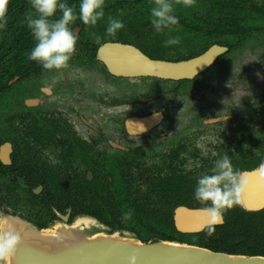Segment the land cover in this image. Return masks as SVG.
I'll return each mask as SVG.
<instances>
[{
	"label": "flooded vegetation",
	"instance_id": "flooded-vegetation-1",
	"mask_svg": "<svg viewBox=\"0 0 264 264\" xmlns=\"http://www.w3.org/2000/svg\"><path fill=\"white\" fill-rule=\"evenodd\" d=\"M241 1L264 12L259 7L264 0ZM135 23L123 21L124 26ZM205 23L202 31L212 37L193 36L196 45L169 47L153 25L141 35L132 29L127 37H109L101 26L98 31L105 35L99 44L89 35L92 30L76 26V51L68 68L49 71L30 61L25 78L14 76L0 103L10 110L8 126L0 124V163L14 189L0 214L48 229L62 220L119 216L105 201L130 205L132 200L175 199L181 200L172 212L176 233L201 234L206 228L179 232L174 219L179 208H200L194 199L197 179L224 155L243 175L264 162V79L263 90L248 89L255 79L245 80L238 69V57L249 48L263 63L254 72L264 69V21H256L261 31L252 27V37L242 45L235 35L233 47L226 45L224 20ZM152 31L155 36L144 34ZM107 43L131 45L150 59L168 62L195 58L213 46L226 51L190 80L124 78L109 73L97 58ZM209 89L219 93L220 114L195 107ZM148 118L154 123L140 130V120ZM249 158L257 163L245 169L240 163Z\"/></svg>",
	"mask_w": 264,
	"mask_h": 264
},
{
	"label": "trees",
	"instance_id": "trees-1",
	"mask_svg": "<svg viewBox=\"0 0 264 264\" xmlns=\"http://www.w3.org/2000/svg\"><path fill=\"white\" fill-rule=\"evenodd\" d=\"M62 2L67 3L69 6L75 5L78 12L80 0H62ZM247 4V1L242 2L241 0H196V5L193 7L186 8L183 5H176L175 15L179 23L174 26L172 31L162 29V36H179L181 43L196 45L198 42L195 41L193 36L202 37L200 40L204 37H212L211 32L205 33L202 31L203 27L209 25L205 22L218 21V23H221L224 20L226 45L233 47L235 35H240V44L242 45L252 37V27L258 26L257 31H261V27L256 21H264V12H260L261 8L256 11L257 9L254 10L253 7H246ZM240 5L243 6L238 7ZM151 7L152 0H105V17L95 27L86 26L77 19L70 25V28L73 29L79 26V28L92 30L89 33L90 36L95 34L102 38L105 34L100 33L98 30L101 26L105 30L107 18L113 16L122 20V22H136L135 26L125 24L124 30L118 32L116 37H127L131 34L130 30L132 29L138 30V34L141 35L146 29L145 27L152 26ZM259 7H264V3L259 4ZM30 11L32 9L29 0H9L7 27L6 29H0V103H5L4 99L12 88V85L8 83L14 76H20L21 79L25 78L26 69H28V66L30 67V61L27 59L26 53H29L36 43L26 23V14ZM120 11L124 12L123 16L119 15ZM59 16L58 11L55 18H59ZM195 22L200 23L195 24ZM144 34L155 36L156 32H145ZM161 42L165 44V41ZM193 53L191 56L196 55L198 52ZM256 163L249 158L248 161L240 164L245 169H251ZM242 167L240 169H243ZM5 168L0 163V208L1 205L3 206L11 201L14 191L12 185L6 182L13 181L5 174ZM9 169L7 170L10 172ZM121 191L122 189L118 188V192ZM105 202H108V206L115 208L120 213L119 216L113 214L111 217L106 216L102 219H96L109 228L110 233L127 230L129 234L134 235L144 243L177 242L229 255L264 257V210L247 212L240 205H236L225 213L223 225L216 226L211 236L207 235L206 229L201 234L182 235L176 233L172 222L173 209L181 204V200L162 199V202L140 201L138 203L132 200L130 205L124 202L123 204L118 203L119 200ZM129 209L133 212L132 218L124 222L121 218L124 212ZM88 213L91 215L90 212ZM71 223L72 221L69 220L67 224ZM32 225L40 230L47 229V226L43 227L33 223Z\"/></svg>",
	"mask_w": 264,
	"mask_h": 264
},
{
	"label": "water",
	"instance_id": "water-1",
	"mask_svg": "<svg viewBox=\"0 0 264 264\" xmlns=\"http://www.w3.org/2000/svg\"><path fill=\"white\" fill-rule=\"evenodd\" d=\"M225 51L226 48L213 46L195 58L168 62L150 59L131 45L107 43L99 48L97 58L105 64L109 73L117 77L180 81L190 80L200 75L213 64L217 55ZM153 123L152 120L144 124L140 130L149 129ZM244 176L248 180V186L242 194V207L247 211L263 209L264 178L257 170L246 173ZM251 188L254 191L253 194H250ZM6 217L23 222L26 227L43 234L47 232L63 244V247L45 252L24 247L16 251L10 264H129L128 258L133 254L138 256V264H264L263 256L229 255L177 242L144 243L129 233H110V229L98 221L104 227L106 234L95 232L89 236L86 228L90 225L94 226L96 221L87 217L76 220L74 224L65 222L68 226L55 234L47 229H37L16 217ZM174 219L181 233H196L206 228L198 210L179 208ZM75 225L81 228L79 236L70 230ZM26 227H21V234L29 229Z\"/></svg>",
	"mask_w": 264,
	"mask_h": 264
},
{
	"label": "clouds",
	"instance_id": "clouds-1",
	"mask_svg": "<svg viewBox=\"0 0 264 264\" xmlns=\"http://www.w3.org/2000/svg\"><path fill=\"white\" fill-rule=\"evenodd\" d=\"M32 11L26 14V23L36 41L26 57L35 61L45 70H62L69 67V61L76 51L77 36L70 25L79 19L86 26L95 27L105 17V0H80L78 12L76 6H69L62 0H29ZM9 0H0V29H6ZM193 7L196 0H152L150 8L151 24L156 31L174 30L179 20L175 15V6ZM59 11V18H55ZM120 16L124 15L120 11ZM124 28L122 20L109 16L106 35L115 37ZM97 44L100 37L93 34ZM179 36H169L165 46L178 45ZM257 171L264 178V162ZM248 186L246 177L234 169L228 155L214 162L210 173L197 179L194 199L199 203L201 219L205 222L207 235L211 236L217 225L224 222L225 213L241 203L242 194ZM131 209L124 212L122 221L132 218ZM11 220L0 219V264H10L22 243L21 234L9 227ZM129 264H138V256L131 255Z\"/></svg>",
	"mask_w": 264,
	"mask_h": 264
},
{
	"label": "rangeland",
	"instance_id": "rangeland-1",
	"mask_svg": "<svg viewBox=\"0 0 264 264\" xmlns=\"http://www.w3.org/2000/svg\"><path fill=\"white\" fill-rule=\"evenodd\" d=\"M159 35L161 36L160 37L161 41H166L169 38L168 35L162 36V32L161 31H160ZM183 44L184 43L180 42V45H183ZM192 47H194V46H192ZM194 49H197V47L195 46ZM192 51H194V50H192ZM258 53L259 52L252 51L250 48L249 49H245V51L242 52L240 54V56L238 57V60H239L238 69L239 68L242 69V71H241L242 72V78H245V80L246 79L249 80V79H252V78H253L252 80L255 79L253 81V84H251L248 89L255 88L258 91H261V90H263L262 82H263V79H264V69L261 70V71H258V72L257 71L254 72V69H255L256 66H261L263 64V63L261 64V59L258 57V55H259ZM253 73H254V75H252ZM255 81H257V82H255ZM226 104L230 105L231 103L226 101ZM195 107L197 109L198 108H203L204 110L205 109L206 110H211L212 112H215L216 114H220L219 109H221V104H220V97H219L218 91L215 89V91L212 92L211 89H209V92H207L204 95L202 100H199V102L197 103V105ZM239 112L242 115H246L245 110H243L242 108L239 110ZM9 116H10L9 106H0V124L2 123L3 126L7 127L8 124L6 125V123H8ZM6 137H7V135H6ZM6 216H8V215H5L4 213H2V214H0V219L4 218ZM15 217L17 219H20L17 216H15ZM79 219H82V218H79ZM79 219H76V220H79ZM76 220L73 221V224L75 223ZM65 222H66V220H62V222L55 223L52 226H50V228L47 229V231H49L52 234L60 232V231L64 230L68 226ZM95 232H97V234L98 233L99 234H106V231L104 230V227L101 224H99L97 221L94 222V226L90 225V226H88L86 228V233L89 236H92L93 233H95ZM115 233L124 234V233H127V232H115Z\"/></svg>",
	"mask_w": 264,
	"mask_h": 264
},
{
	"label": "bare ground",
	"instance_id": "bare-ground-1",
	"mask_svg": "<svg viewBox=\"0 0 264 264\" xmlns=\"http://www.w3.org/2000/svg\"><path fill=\"white\" fill-rule=\"evenodd\" d=\"M152 119H147V120H143L140 121L139 124L141 126H143L144 124H147L149 122H151ZM256 190V189H255ZM254 191L251 188V193L253 194ZM3 219V218H2ZM11 220V224L9 225V227L14 228L16 231H18L21 234V227H26L23 222H19L15 219H10ZM29 227H26V229ZM80 227H77L76 225L71 227L70 230L79 236L80 233ZM25 237V238H24ZM21 239H22V243L20 245V247L17 249V251L23 249L24 247H30L32 249H35L37 251H47V250H55L58 247H63V244L60 243V240H57L56 238H54L52 235L48 234L47 232H45V234L41 233L40 231H37L35 229L29 228L28 230H26V232L24 234H21Z\"/></svg>",
	"mask_w": 264,
	"mask_h": 264
}]
</instances>
